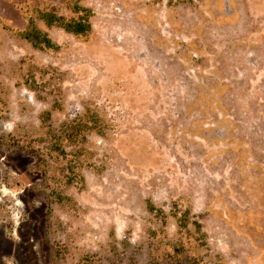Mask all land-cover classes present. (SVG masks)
I'll list each match as a JSON object with an SVG mask.
<instances>
[{"label":"rangeland","instance_id":"1","mask_svg":"<svg viewBox=\"0 0 264 264\" xmlns=\"http://www.w3.org/2000/svg\"><path fill=\"white\" fill-rule=\"evenodd\" d=\"M65 1L0 0V264H264V0H82L86 38L15 36ZM54 101V127L83 107L107 122L83 182L47 156L44 179L22 149L44 150Z\"/></svg>","mask_w":264,"mask_h":264},{"label":"trees","instance_id":"2","mask_svg":"<svg viewBox=\"0 0 264 264\" xmlns=\"http://www.w3.org/2000/svg\"><path fill=\"white\" fill-rule=\"evenodd\" d=\"M82 0H66L65 7L70 13L69 16L59 14L54 8L36 10L34 17L27 19L26 27L23 31H16L15 36L25 40L33 49L55 50L47 30L59 29L76 38H86L92 30L91 18L92 12L89 8L82 6ZM171 1V0H170ZM36 22H40L44 30L40 29ZM38 69L33 64H28L23 70L22 86L33 92L38 99H42L37 93L45 92V82L40 76L37 78ZM3 102L0 99V110ZM61 107L57 101L51 105V110L41 116L40 128L43 132V137L40 142L45 145L44 150L40 147L28 146L24 149L30 154L41 176L47 179L48 167L45 161V156L50 159L63 161V168L66 175L63 176L61 183L63 186L70 185L74 180L83 182L81 170L92 168L96 170L95 164L91 161V151L87 148L88 138L91 135L104 137L107 131V122L96 110L83 107L82 111L75 114L73 117H67L57 127L50 124L51 112L60 110ZM148 209L150 212L162 213L156 210L149 203ZM178 228L186 229L192 226L193 233L196 235L197 241L203 243V247H207L204 242V234L202 233L201 225L196 220L190 221L188 212H183L180 216L173 215ZM173 252L177 257L178 248L173 247Z\"/></svg>","mask_w":264,"mask_h":264}]
</instances>
